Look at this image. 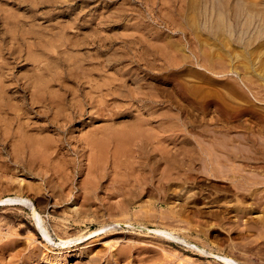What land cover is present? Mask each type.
Segmentation results:
<instances>
[{"label": "rangeland", "instance_id": "1", "mask_svg": "<svg viewBox=\"0 0 264 264\" xmlns=\"http://www.w3.org/2000/svg\"><path fill=\"white\" fill-rule=\"evenodd\" d=\"M207 2L208 0H0V73H2L0 74V86L2 87H0V200L20 198L18 202L0 204V264H88L89 259H93L95 262L98 260L94 264H226L216 258V255L232 259L236 264H264V228L262 227H259L260 229L253 228L246 233L240 231L242 225L238 229H224L214 225L209 228V233L207 231L208 236H204L197 234L199 228L195 225L198 223L197 225L202 228H208L209 224L215 222L214 220L208 219L206 225H201L205 219L193 217L189 220L188 225L162 226L157 221L149 223L140 219V215L150 209L148 207L155 208L156 211L166 209L162 200L159 201L162 197L158 194L160 197L157 195L155 197L154 194L152 197L150 196L151 198L145 197L147 202H143V207L133 204L128 216L108 215L107 208L109 204H114L115 200H103L104 189L105 187L112 189L118 183L117 177L111 175L110 168H107L109 167V158H107V164L105 163L103 166L107 173L106 178L101 180L103 185L92 188L86 198L88 199L86 203H83V198L81 199L79 196L84 193L79 188L87 187L84 185L85 182L83 183L88 178L86 164L92 161L95 167H100L95 162V151V153H90L86 150L82 153L81 141L83 138L97 133V135L146 133V135H163L162 137L175 136L178 138V143L167 146L172 150L175 148V151L179 147V141L184 137V141L189 142L190 140V144L192 143L191 145L185 143L188 147L194 146L203 152L194 150V148L193 151L197 153L199 151V154L207 151L208 154L211 152L218 156L223 155L226 150L239 153L240 147L243 146L244 155L248 157L250 153V162L248 161L247 165L234 160L237 162L233 161L232 165L236 167L246 165L245 168H248L247 171L245 169L246 172L264 173L262 170L264 169V160H262L264 157L262 158L260 153L255 155L256 151L255 153L246 151L248 146L245 147L244 143L237 140L227 144L220 139L221 133L243 136L245 132L246 137H251L252 140L254 138L253 141L257 148L264 144V118L261 117L264 116V82H260L259 86H253L251 90L253 93H251L248 90L249 87L244 86L245 83L240 81L242 75L239 71L241 70L238 71L237 67L239 66L240 69L243 62L239 63V59L236 57V54L247 49L252 40L255 41L254 29L256 28L254 26L253 31L251 29L252 35L250 34L249 37H238L237 30L235 33L233 32L236 36L234 37L236 39L231 38L234 42L232 49L235 57L231 58V63L237 69V74L230 68L221 69L223 60L213 58L211 54L217 52L216 55H219L220 53L217 45L212 44V41L217 36H222L220 26L223 23L219 14L212 18L209 17ZM262 34L264 35V33ZM234 45L239 48H235ZM249 45L252 46V44ZM102 49L103 51H101ZM106 52L107 54H105ZM114 58L120 59L115 61ZM2 59L3 61H1ZM150 62L153 66L149 65ZM214 62L215 64H213ZM258 62V60L255 61L256 64ZM131 66L135 68L136 74H134V70L131 72ZM186 67L188 70L190 68V71L185 70ZM217 67L218 69H216ZM125 69L129 70L128 73L131 72L130 75L126 74ZM89 71L91 72L87 74ZM153 73L157 75L154 76ZM135 76L138 79L142 77L141 81ZM200 76H204L203 79ZM131 79L133 81L137 79V84H134L135 82L133 83ZM222 79L236 81L239 91L245 93V99H239L238 102H242L241 104L248 107L247 111L242 113L244 116L240 113L234 118L228 119L218 106L203 107L198 104L200 101L198 98L189 100L185 94L186 88H193L200 92L213 90L214 87L217 88L218 80ZM138 85L141 87L137 89V92L135 89ZM181 86L183 87L181 88ZM62 93L63 95H61ZM117 94L118 96H116ZM146 95L150 97H146ZM109 97L112 99L108 100ZM145 97L150 104L145 101ZM151 98L153 101L155 99L154 103L150 101ZM50 100L55 105L49 104ZM153 104L156 108H153ZM141 106L144 107L141 108ZM72 107L74 112L76 111L75 113ZM137 107L140 109L138 110ZM200 107L201 109H199ZM115 108L117 109L115 110ZM78 111L80 114L77 113ZM204 111L207 114H202V117L201 112ZM131 116L132 118H130ZM252 119L256 122H253ZM143 121L145 122L143 123ZM138 125L140 126L138 127ZM169 125L171 126L169 127ZM218 127L222 131L220 129L218 131ZM234 127L237 128L234 129ZM257 140L258 142H256ZM55 141H60L59 147L55 146L57 145L54 143ZM260 147L264 149V145ZM56 148L60 149L56 150ZM251 148L253 150V147ZM220 149L223 150L220 151ZM108 157H110L109 154ZM30 164L34 165V170ZM196 167L198 166L196 165ZM58 168L62 169L63 173L59 172ZM253 170L255 171L253 172ZM195 177L194 181L203 182L189 184L194 199H196L193 204L196 206H191L193 211L198 206L201 211L205 212L210 209H222V204L232 203L231 193L237 190L228 184L230 183L228 179L204 177V174H197ZM48 180H51L50 183H47ZM232 189L234 191H231ZM221 192L222 194H220ZM220 195H223V198ZM217 197L223 200L218 201ZM40 199L43 201L42 204H38ZM200 202L202 203L200 204ZM246 202L250 204L253 199L247 198ZM30 204H33L39 214L50 240L43 237L33 217ZM193 207L196 208L193 209ZM260 210L257 209V212L247 215L249 218L246 217V219L254 222L260 221L257 219L261 216L264 217V210H261L263 213ZM246 219L243 218V220ZM162 227L168 231L171 230L173 236L178 238L168 240L155 234L154 230L162 229ZM101 228L103 229L99 230ZM183 240L186 243L182 242ZM66 242L68 243L64 244ZM85 252H88L89 255L78 256ZM120 254L123 255L120 256ZM32 256L36 261L32 259Z\"/></svg>", "mask_w": 264, "mask_h": 264}, {"label": "bare ground", "instance_id": "2", "mask_svg": "<svg viewBox=\"0 0 264 264\" xmlns=\"http://www.w3.org/2000/svg\"><path fill=\"white\" fill-rule=\"evenodd\" d=\"M264 0H208L207 2V13L209 15L210 18H212L213 16H215L216 14H219L221 21H222V25L220 26V29L222 30V36L219 37L217 36L214 41H212V44H214L215 46L217 45L218 47V51L220 50L219 55L216 54L213 56L211 53V56L213 58H217L222 59L223 62L221 63V69H226V68H230L233 72H235L237 74V69L235 67L232 66V59L235 57L233 53V49H232V44L234 42H232L231 38L236 37L235 36V32L237 30V36H244V37H249V35L251 34V29H254V35H255V41L252 40L251 43L252 44L249 45L247 49H244L243 51L239 52L238 54H236V57H238L239 59V63L240 61H242L243 63L240 66L237 67L238 71L241 73V78L240 81L244 82L245 85L244 86H248L246 88H248V90L251 92L252 87L253 86H257L260 82H264V35L262 33H264ZM256 22V23H255ZM258 23V24H257ZM257 24V25H256ZM220 25V24H219ZM238 28V29H237ZM220 30V31H221ZM239 31V33H238ZM253 31V29H252ZM260 31V33H258ZM234 32V33H233ZM220 33V32H219ZM234 34V35H233ZM252 35V34H251ZM23 38V37H22ZM252 38V37H251ZM254 38V37H253ZM236 39V38H234ZM9 40H11L9 38ZM247 40V39H246ZM31 41V40H30ZM159 41V40H158ZM161 41V40H160ZM235 41V40H234ZM237 41V40H236ZM249 41V39H248ZM157 42V41H156ZM75 43V42H74ZM159 44V42H157ZM161 43V42H160ZM163 43V42H162ZM166 43V42H164ZM28 44V42H27ZM46 44V43H45ZM103 44V43H102ZM105 44V43H104ZM109 44V43H108ZM154 44V43H153ZM236 44V43H235ZM247 44V43H246ZM98 45V44H97ZM130 45V44H129ZM208 45V44H207ZM237 45V44H236ZM234 45V47L236 46ZM69 46V45H68ZM102 46V45H101ZM124 46V45H123ZM173 46V44H172ZM176 46V44H175ZM29 47V46H28ZM126 47V46H125ZM124 47V48H125ZM164 47V46H163ZM162 47V48H163ZM166 47V46H165ZM169 47V46H168ZM209 47V46H206ZM213 47V46H212ZM233 47V48H234ZM45 48V47H44ZM108 48V47H106ZM110 48V47H109ZM170 48V47H169ZM211 48V47H210ZM216 48V47H214ZM235 48H239V47H235ZM244 48V46H243ZM42 49V48H41ZM144 49V48H143ZM142 49V50H143ZM241 49V48H240ZM18 50V49H17ZM27 50V49H26ZM45 50V49H44ZM109 50V49H108ZM112 50V48H111ZM150 50V49H149ZM166 50V49H165ZM173 50V48H172ZM207 50V49H206ZM209 50V49H208ZM215 51H217L216 49H214ZM30 51V50H29ZM40 51V50H39ZM43 51V50H41ZM103 51V49L101 50ZM105 51V50H104ZM107 51V50H106ZM162 51V50H160ZM213 51V50H212ZM235 51V50H234ZM17 52V51H16ZM27 52V51H26ZM110 52V51H109ZM149 52V51H148ZM153 52V50H152ZM174 52V51H173ZM211 52V51H210ZM18 53V52H17ZM104 53V52H103ZM102 53V55H103ZM155 53V52H154ZM167 53V52H166ZM172 53V52H171ZM30 54V53H28ZM101 54V53H100ZM107 54V52L105 53ZM150 54V53H149ZM202 54V53H201ZM222 54V55H221ZM224 54V56H223ZM109 55V54H108ZM155 55V54H154ZM167 55V54H166ZM208 55V54H207ZM10 56V55H9ZM8 56V57H9ZM15 56V55H14ZM104 56V55H103ZM102 56V57H103ZM210 56V55H209ZM224 58H223V57ZM155 57V56H154ZM158 57V56H156ZM166 57V56H165ZM3 58V57H2ZM5 58V57H4ZM12 58V57H10ZM21 58V57H20ZM111 58V57H110ZM199 58V57H198ZM212 58V59H213ZM232 58V59H231ZM15 59V58H13ZM35 59V58H33ZM103 59V58H102ZM115 59V58H114ZM113 59V60H114ZM120 59V58H118ZM118 59H115L118 60ZM182 59V58H181ZM226 59V60H225ZM154 60V59H153ZM152 60V61H153ZM160 60V59H159ZM259 61L258 64L255 63V61ZM3 61V59L1 60ZM39 61V60H38ZM133 61V60H132ZM151 61V60H150ZM157 61V60H155ZM162 61V60H161ZM211 61V59H210ZM225 61V62H224ZM105 62V61H104ZM111 62V61H110ZM146 62V61H145ZM4 63V62H3ZM6 63V62H5ZM30 63V62H29ZM117 63V62H116ZM131 63V62H130ZM133 63V62H132ZM147 63V62H146ZM154 63V61H153ZM203 63V62H202ZM234 63V62H233ZM34 64V63H33ZM96 64V63H94ZM98 64V63H97ZM105 64V63H103ZM135 64V63H134ZM156 64V63H155ZM164 64V63H163ZM209 64V63H208ZM215 64V62L213 63ZM236 64V63H235ZM92 65V64H90ZM116 65V64H114ZM121 65V64H120ZM119 65V66H120ZM149 65L153 64L150 62ZM219 65V63H218ZM82 66V65H81ZM84 66V65H83ZM128 66V65H127ZM134 66V65H133ZM155 66V65H154ZM162 66V65H161ZM160 66V67H161ZM34 67V66H32ZM89 67V66H88ZM118 67V66H115ZM126 68V66H124ZM123 67V68H124ZM132 67V66H131ZM137 69V66H135ZM139 67V66H138ZM145 67V66H144ZM158 67V66H157ZM188 67V66H187ZM186 67V68H187ZM190 67V66H189ZM35 68V67H34ZM38 68V67H37ZM41 68V67H40ZM109 68V67H108ZM107 68V69H108ZM122 68V69H123ZM130 68V67H129ZM128 68V69H129ZM134 68V67H132ZM131 69V72H133L134 69ZM141 68V67H140ZM147 68V66H146ZM149 68V67H148ZM152 68V67H151ZM182 68V67H181ZM215 68V67H214ZM100 69V67H99ZM120 69V68H119ZM127 69V70H128ZM129 69V70H130ZM155 69V68H154ZM161 69V68H160ZM163 69V68H162ZM167 69V68H166ZM192 69V68H191ZM218 69V67L216 68ZM121 70V69H120ZM119 70V71H120ZM128 70V71H129ZM138 70V69H137ZM142 70V69H141ZM157 70V69H156ZM172 70V69H171ZM174 70V69H173ZM185 70H188L185 69ZM206 70V69H205ZM208 70V69H207ZM214 70V69H213ZM36 71V70H35ZM106 71V70H105ZM126 71V69H125ZM128 71H126L125 73L128 75ZM144 71V70H143ZM155 71V70H154ZM161 71V70H160ZM164 71V70H163ZM190 71V68L189 70ZM212 71V70H211ZM223 71V70H222ZM231 71V72H232ZM91 71H89L87 74H89ZM124 72V70H123ZM148 72V71H147ZM146 72V73H147ZM159 72V71H158ZM185 72V71H184ZM187 72V71H186ZM199 72V71H198ZM121 73V72H120ZM165 73V72H164ZM168 73V72H167ZM174 73V72H172ZM179 73V72H177ZM200 73V72H199ZM203 73V72H202ZM213 73V72H212ZM2 74V73H0ZM5 74V72H4ZM7 74V73H6ZM119 74V73H117ZM125 74V75H126ZM136 74V71L135 73ZM150 74V73H149ZM152 74V72H151ZM162 74V73H161ZM171 74V73H170ZM180 74V73H179ZM178 74V75H179ZM186 74V73H185ZM191 74V73H189ZM188 74V75H189ZM218 74V73H216ZM226 74V73H225ZM38 75V74H36ZM35 75V76H36ZM95 75V74H94ZM116 75V74H115ZM126 75V76H127ZM130 75V74H129ZM154 76H156L153 73ZM163 75V74H162ZM182 75V74H181ZM184 75V74H183ZM187 75V74H186ZM192 75V74H191ZM203 75V74H202ZM77 76V75H76ZM100 76V75H99ZM104 76V75H103ZM120 76V75H119ZM124 76V77H126ZM159 76V75H158ZM157 76V77H158ZM172 76V75H171ZM169 76V77H171ZM195 76V75H194ZM197 76L199 77L198 73ZM41 77V76H40ZM97 77V76H96ZM118 77V76H117ZM122 77V76H121ZM132 77V76H131ZM136 77V76H135ZM179 77V76H178ZM202 76H200L201 78ZM204 77V76H203ZM202 77V79H203ZM238 77V76H237ZM27 78V77H26ZM31 78V77H30ZM35 78V77H34ZM33 78V80H35ZM65 78V77H64ZM67 78V77H66ZM114 78V77H113ZM127 78V77H126ZM133 78V77H132ZM137 78V77H136ZM176 78V77H174ZM174 78H172L174 80ZM197 78V77H195ZM207 79L210 80V78L206 77ZM129 79V78H128ZM134 79V78H133ZM133 79H131L133 81ZM138 79V78H137ZM136 79V80H137ZM142 79V77L140 78ZM138 79V80H140ZM144 79V78H143ZM217 79V78H216ZM39 80V79H38ZM100 80V79H99ZM98 80V81H99ZM120 80V79H118ZM125 81V79H123ZM133 81L134 84H137V82ZM184 80V79H183ZM206 80V79H204ZM237 80V79H236ZM239 80V79H238ZM2 81V80H1ZM6 81V80H5ZM68 81V80H67ZM113 81V80H111ZM127 81V79H126ZM141 81V80H140ZM139 81V83H140ZM177 81V80H175ZM213 81V79H212ZM27 82V81H26ZM30 82V81H29ZM63 82V81H62ZM117 82V80H116ZM143 82V80H142ZM145 82V81H144ZM170 82V81H169ZM208 82V81H205ZM216 82V81H215ZM40 83V82H39ZM77 83V82H76ZM79 83V82H78ZM114 83V82H113ZM126 83V82H124ZM147 83V82H146ZM153 83V82H152ZM176 83V82H175ZM199 83V82H198ZM197 83V84H198ZM24 84V82H23ZM37 84V83H36ZM82 84V83H81ZM85 83L83 82V85ZM90 84V83H89ZM109 84V83H108ZM122 84V83H121ZM120 84V85H121ZM132 85V83H130ZM172 84V83H171ZM181 84V83H180ZM207 84V83H206ZM210 84V83H208ZM213 84V83H212ZM262 84V83H261ZM65 85V84H64ZM107 85V84H106ZM110 85V84H109ZM107 85V86H109ZM117 85V84H116ZM142 85V84H141ZM144 85V83H143ZM175 85V84H174ZM185 85V84H184ZM201 85V84H200ZM214 85V84H213ZM212 85V86H213ZM217 88L214 87L213 90H207L204 92H200L197 91L193 88H186L185 89V94L187 95V97H189L193 100V99H199V103L203 105V107H208L212 105H216L218 106V108L221 110V112L224 113L225 116L228 117V119H232L234 118L237 114H242L243 112L247 111L246 105L241 104L242 102H239V99H245V93L242 91H239L238 86L236 84V81H229V79L226 81L222 80H218L217 82ZM81 86V85H80ZM114 86V85H113ZM127 86V85H126ZM136 87V85H134ZM146 86V84H145ZM150 86V85H149ZM166 86V85H165ZM169 86V85H168ZM172 86V85H170ZM180 86V85H179ZM186 86V85H185ZM190 86V85H189ZM199 86V85H197ZM208 86V85H207ZM216 86V83H215ZM259 86V85H258ZM1 87V86H0ZM92 87V86H91ZM98 87V86H97ZM95 87V88H97ZM111 87V86H110ZM130 87V86H129ZM141 87V86H140ZM139 85L138 87L135 89V91L137 89L140 88ZM147 87V86H146ZM173 87V86H172ZM183 86H181L182 88ZM202 87V86H200ZM2 88V87H1ZM0 88V90H1ZM66 88V87H64ZM87 88V87H86ZM107 88V87H106ZM109 88V87H108ZM122 88V87H121ZM157 88V87H156ZM155 88V89H156ZM20 89V88H19ZM62 89V88H60ZM78 89V88H77ZM83 89V88H82ZM111 89V88H110ZM116 89V88H115ZM144 89V88H143ZM147 89V88H146ZM145 89V91H146ZM154 89V87H153ZM169 89H171L169 87ZM180 89V88H179ZM202 89V88H201ZM208 89V88H207ZM68 90V89H67ZM107 90V89H106ZM121 90V89H120ZM128 90V89H127ZM125 90V91H127ZM173 90V89H172ZM199 90V89H198ZM64 91V90H63ZM70 91V90H69ZM74 91V90H73ZM79 91V90H78ZM100 91V90H99ZM112 91V90H109ZM124 91V90H122ZM134 91V90H133ZM155 91V90H154ZM203 91V90H202ZM88 92V91H87ZM104 92V91H103ZM116 92V90H115ZM120 92V91H119ZM118 92V93H119ZM138 92V90H137ZM143 92V91H142ZM140 92V93H142ZM148 92V91H146ZM4 93V92H3ZM48 93V92H47ZM72 93V92H71ZM78 93V92H77ZM98 93V92H97ZM101 93V92H100ZM109 93V92H108ZM136 93V92H134ZM144 93V92H143ZM151 93V92H150ZM149 93V94H150ZM253 93V92H251ZM41 94V93H40ZM67 94V93H66ZM70 94V93H68ZM73 94V93H72ZM75 94V93H74ZM110 94V93H109ZM139 94V93H138ZM59 95V94H58ZM63 95V93L61 94ZM86 95V94H85ZM108 95V94H107ZM126 95V93H125ZM140 95V94H139ZM152 95V94H151ZM168 95V94H167ZM34 96V95H33ZM41 96V95H40ZM52 96V95H51ZM74 96V95H73ZM94 96V94H93ZM102 96V95H101ZM115 96V94H114ZM118 96V94L116 95ZM124 96V95H123ZM128 96V95H127ZM134 96V94H133ZM138 96V95H135ZM143 96V95H142ZM175 96V95H174ZM78 97V96H77ZM141 97V96H139ZM146 97H150L149 95ZM145 97V101H147ZM171 97V96H170ZM44 98V97H43ZM66 98V97H65ZM64 98V101H65ZM80 98V97H79ZM85 98V97H84ZM108 98V97H106ZM111 97H109L108 100H110ZM116 98V97H115ZM130 98V97H129ZM127 98V99H129ZM144 98V97H141ZM169 98V96H168ZM34 99V98H33ZM62 99V98H61ZM81 99V98H80ZM105 99V98H103ZM112 99V98H111ZM119 99V98H118ZM131 99V98H130ZM133 99V98H132ZM138 99V98H135ZM187 99V98H186ZM260 99V98H259ZM35 100V99H34ZM39 100V99H37ZM55 100V99H54ZM53 100V101H54ZM106 100V101H108ZM114 100V99H113ZM166 100V97L164 95V102ZM41 101V100H40ZM89 101V100H88ZM115 101V100H114ZM113 101V102H114ZM127 101V100H126ZM151 102L154 103V101L152 100V98L150 99ZM177 101V100H176ZM184 101V100H183ZM195 101V100H194ZM198 101V100H197ZM37 102V101H36ZM56 102V101H55ZM60 102V101H59ZM74 102V101H73ZM84 102V101H83ZM123 102V101H122ZM135 102V101H134ZM137 102V101H136ZM135 102V103H136ZM139 102V100H138ZM141 102H143L141 100ZM159 102V101H158ZM175 102V101H174ZM182 102V101H181ZM186 102V101H184ZM45 103V102H44ZM106 103V102H105ZM129 103V102H128ZM147 103L150 104L149 101H147ZM170 104V102H168ZM246 103V102H245ZM49 104H54L51 102V100L49 101ZM58 104V103H57ZM79 104V103H78ZM94 104V103H93ZM116 104V103H115ZM134 104V103H133ZM144 104V102H143ZM146 104V103H145ZM152 104V103H151ZM161 104V103H159ZM177 104V103H176ZM183 104V103H181ZM55 105V104H54ZM72 105V104H71ZM80 105V104H79ZM89 105V104H88ZM104 105V104H103ZM113 105V104H112ZM129 105V104H128ZM139 105V104H138ZM171 105V104H170ZM186 105V104H185ZM189 105V104H188ZM70 106V105H69ZM91 106V105H90ZM119 106V105H118ZM140 106V105H139ZM138 106V107H139ZM146 106V105H144ZM143 106V107H144ZM149 106V105H148ZM153 108L156 106H154V104L152 105ZM193 106V105H192ZM50 107V106H49ZM61 107V106H60ZM68 107V106H67ZM66 107V108H67ZM92 107V106H91ZM97 107V106H96ZM95 107V108H96ZM121 107V106H120ZM137 109L139 110L140 108ZM141 106V108H143ZM169 107V106H168ZM167 107V109H168ZM187 107V106H186ZM190 107V106H189ZM255 107V106H254ZM178 108V107H177ZM194 108V107H193ZM196 108V106H195ZM198 108V107H197ZM2 109V108H1ZM49 109V108H48ZM62 109V108H61ZM73 109V107H72ZM108 109V108H107ZM110 109V108H109ZM117 108H115L116 110ZM119 109V108H118ZM125 109V108H124ZM130 109V108H129ZM135 109V108H134ZM162 109V108H161ZM185 109V108H184ZM191 109V108H189ZM201 109V107L199 108ZM211 109V108H210ZM209 109V110H210ZM71 110V109H70ZM91 110V109H90ZM98 110V109H97ZM100 110V109H99ZM113 110V111H115ZM121 110V109H120ZM143 110V109H142ZM141 110V111H142ZM146 110V108H145ZM144 110V111H145ZM157 110V109H156ZM169 110V109H168ZM194 110V109H192ZM191 110V111H192ZM218 110V109H217ZM60 111V110H59ZM123 112V110H121ZM128 111V110H127ZM140 111V112H141ZM150 111V110H147ZM190 111V112H191ZM251 111H253L251 109ZM257 111V109H256ZM261 111V110H260ZM70 112V111H69ZM74 112V109H73ZM72 112V114H73ZM76 112V111H75ZM74 112V113H75ZM154 112V111H153ZM157 112V111H156ZM205 112V111H204ZM201 112V116L202 114H207ZM258 112V111H257ZM7 113V112H6ZM77 113L80 114V111H78ZM114 113V112H113ZM128 113V112H127ZM138 113V112H137ZM150 113V112H149ZM160 113V112H159ZM158 113V114H159ZM192 113V112H191ZM252 113V112H251ZM263 113V112H261ZM258 113V114H261ZM8 114V113H7ZM130 114V112H129ZM146 114V113H144ZM152 114V111H151ZM255 114V113H254ZM257 114V113H256ZM165 115V114H164ZM166 115H168L166 113ZM220 115V114H219ZM222 115V113H221ZM244 116V114H242ZM241 115V116H242ZM250 115V114H249ZM72 116V115H71ZM80 116V115H79ZM108 116V115H106ZM141 116V115H140ZM151 116V115H150ZM148 116V117H150ZM158 116V115H156ZM192 116V115H191ZM223 116V115H222ZM252 116V115H250ZM259 116V115H258ZM53 117V116H52ZM68 117V116H67ZM110 117V116H109ZM147 117V116H146ZM147 117V118H148ZM152 117V116H151ZM150 117V118H151ZM154 117V116H153ZM152 117V118H153ZM166 117V116H165ZM168 117V116H167ZM172 117V116H171ZM203 117V116H202ZM221 117V116H220ZM224 117V116H223ZM249 117V116H248ZM255 117V116H254ZM261 117L264 118V116L262 115ZM19 118V117H18ZM74 118V117H72ZM71 118V119H72ZM132 118V116L130 117ZM225 118V117H224ZM104 119V118H103ZM110 119V118H109ZM143 119V117H142ZM155 119V117H154ZM162 119V118H161ZM160 119V120H161ZM223 119V118H221ZM141 120V119H140ZM151 120V119H150ZM149 120V121H150ZM166 120H168L166 118ZM164 120V121H166ZM170 120H172L170 118ZM169 120V121H170ZM227 120V119H226ZM242 120V119H241ZM263 120V119H261ZM130 121V120H129ZM134 121V119H133ZM138 121V120H137ZM148 121V122H149ZM159 121V119L157 120V122ZM228 121V120H227ZM237 121V120H236ZM253 121V119H252ZM256 122V120H254ZM253 121V122H254ZM111 122V121H109ZM145 121H143L144 123ZM151 122V121H150ZM149 122V123H150ZM154 122V121H153ZM161 122V121H160ZM168 122V121H167ZM173 122V120H172ZM238 122V121H237ZM242 122V121H241ZM260 122V121H259ZM240 123V122H239ZM243 123V122H242ZM258 123V122H257ZM165 124H167L165 122ZM175 126V123H173ZM171 124V125H173ZM237 124V123H236ZM261 124V123H258ZM113 125V124H112ZM119 125V124H118ZM151 125V124H150ZM169 125V127L171 126ZM243 125V124H242ZM250 125V124H249ZM263 125V124H262ZM105 126V125H104ZM124 126V125H123ZM140 125H138L139 127ZM149 126V125H148ZM155 126V125H154ZM166 126V125H165ZM223 126V125H222ZM222 126H219L220 128ZM225 126V125H224ZM231 126V125H230ZM234 126V125H233ZM239 126V125H238ZM258 126V125H256ZM260 126V125H259ZM118 127V126H117ZM125 127V126H124ZM151 127V126H150ZM157 127H161V126H157ZM168 127V126H167ZM173 127V126H172ZM209 127V125H208ZM218 127V131L219 128ZM242 127V126H241ZM245 127V124H244ZM242 127V128H244ZM253 127V126H252ZM251 127V128H252ZM106 128V127H105ZM144 128V127H142ZM162 128V127H161ZM217 128V127H216ZM231 128V127H230ZM237 127H234V129ZM241 128V130H242ZM260 128V127H259ZM264 128V127H263ZM138 129V128H137ZM152 129V128H151ZM154 129V128H153ZM164 129V128H163ZM169 129V128H168ZM171 129V128H170ZM175 129V128H174ZM215 129V128H214ZM223 129V128H222ZM254 129V128H253ZM261 129V128H260ZM100 130V128H99ZM107 130V129H106ZM105 130V131H106ZM159 130V128H158ZM172 130V129H171ZM213 130V129H212ZM258 130V129H257ZM137 131V130H136ZM152 131V130H151ZM165 131V130H164ZM167 131V130H166ZM169 131V130H168ZM220 131H222L220 129ZM226 131V130H225ZM223 131V132H225ZM236 131V130H235ZM247 131V130H246ZM252 131V130H251ZM254 131V130H253ZM264 131V129H263ZM262 131V132H263ZM109 132V131H108ZM123 132V131H122ZM146 132V131H145ZM203 132V131H202ZM215 132V131H214ZM212 132V133H214ZM227 132V131H226ZM229 132V131H228ZM238 132V131H237ZM257 132V131H256ZM259 132V131H258ZM102 133V132H101ZM120 133V132H119ZM155 133V132H154ZM159 133V131H158ZM230 133V132H229ZM236 133V132H234ZM241 133V132H240ZM20 134V133H19ZM98 134V133H97ZM97 134H91L89 136H87V138H83L81 141V151L82 153L85 152L86 150H88L90 153H93L94 151L96 152V157H95V162L96 164H98L100 167V169L98 167H95L94 163L92 161H89L88 164H86V176L88 177L87 179H85L83 181L84 185L87 186L84 189L79 188L81 191H83L84 193L80 196V198L84 200L83 203H86L88 199L87 196H89V192L92 190V188L94 186H102L103 183L101 180L105 179L107 176L106 168H103V166L105 165L106 162H108L109 158V167L110 168V173L111 175L117 177L118 183H116V185L111 189L106 188L105 187V195L103 197V200H115V203L110 205L107 208V214L112 216L115 215L116 216H128L130 214V209L132 207L133 204H139L137 206H141L143 207L144 205L143 202H145L146 200L144 199L145 197H149L151 198L152 195L154 194L155 197L156 195H160L162 198L159 199L162 200V204H164L166 206V209L164 210H159L156 211L155 208L152 209V207H148L149 210L143 212L142 215H140V219H144L145 222H149V223H153L155 221H157L158 224L162 225V226H180L182 224H189V220H191L193 217H203L205 220L201 225H206V222L209 220H214L215 222L212 224L208 225V228L204 227L202 228L199 225H195L196 227L199 228V230L197 231V234H203L204 236H208L207 235V231L209 230L210 227H213L214 225H218L219 227H222L224 229H238L239 226H243L241 228L240 231H244V232H250L251 230H253V228H259L262 227L264 228V217L261 216L259 217L260 221H253L249 219V216L252 212L254 213L257 209L259 211V209H261L262 211L264 210V206H263V197H264V173L261 174H256V173H252V172H246L247 169L245 168L246 165H243L242 167H236L233 164L234 160H237L238 162L240 161L241 163L247 164L249 163L251 156L250 153L245 156L244 155V151L245 149H242V147H240V152L236 153L234 151H230V150H226L223 155H214V153L211 154V152L208 154L207 151L205 153H201L199 154V151H201L198 148H194V146L188 147L187 145L190 144V140L189 142L184 141V137L179 141V147L178 149L175 151L174 149H170L167 148V146L169 144L175 145L178 140V138L174 137H162L160 135H146L145 134H141V133H135V134H107V135H97ZM103 134V133H102ZM157 134V133H156ZM219 134V133H218ZM222 136L220 139L224 140L225 142H227V144L229 142H233V140H237L241 143H244V146H248L247 150L248 152H253L256 154L262 155V158L264 157V149L261 148L260 146L264 145H260L258 148L256 147V144L254 143L255 141L254 138L253 140L251 139V137H246L245 132L243 133V136H231L229 134H223L221 133ZM253 134V133H252ZM262 134V133H259ZM171 135V133H170ZM251 135V134H249ZM31 137V135H30ZM33 138V137H32ZM35 138V137H34ZM180 138V137H179ZM6 140V139H5ZM263 140V139H262ZM1 141V140H0ZM204 141V140H203ZM3 142V141H2ZM7 142V141H6ZM197 142V141H196ZM217 142V141H216ZM224 142V143H225ZM258 142V140L256 141ZM262 142V141H261ZM1 143V142H0ZM49 143V141H48ZM55 144L57 143V147H59L60 141H55ZM189 143V144H186ZM202 143V142H201ZM234 143V142H233ZM5 144V143H4ZM29 144V143H28ZM38 144V142H37ZM44 144V143H43ZM51 144V143H50ZM192 144V143H191ZM190 144V145H191ZM199 144V143H198ZM219 144V143H218ZM258 144V143H257ZM7 145V143H6ZM46 145V144H45ZM232 145V144H231ZM239 145V144H238ZM47 146V145H46ZM54 146V145H53ZM52 146V147H53ZM200 146V145H199ZM198 146V147H199ZM218 146V145H217ZM224 146V145H222ZM227 146V145H225ZM240 146V145H239ZM2 147V146H1ZM244 147V148H245ZM253 147V150L252 148ZM18 148V147H17ZM36 148V147H35ZM49 148V147H48ZM190 148V149H189ZM197 149L199 150L198 153L193 151ZM202 148V147H200ZM217 148V147H216ZM230 148V147H229ZM233 148V146H232ZM44 149V148H43ZM47 149V148H46ZM60 149V148H59ZM58 148H56V150H59ZM203 149V148H202ZM205 149V148H204ZM203 149V150H204ZM207 149V148H206ZM218 149V148H217ZM16 150V149H15ZM20 150V149H19ZM32 150V149H30ZM55 150V151H56ZM223 150V149H222ZM220 149V151H222ZM215 151V150H213ZM231 153H230V152ZM239 151V150H238ZM237 151V152H238ZM53 152V151H51ZM94 152V153H95ZM203 152V151H201ZM216 152V151H215ZM247 152V153H248ZM220 153V152H218ZM49 154V153H48ZM59 154V153H58ZM98 154V157H97ZM108 154L110 155V157H108ZM243 154V155H242ZM246 154V153H245ZM36 155V154H35ZM55 155V154H53ZM57 156V155H56ZM55 156V157H56ZM95 156V155H94ZM223 156V158H222ZM39 157V156H38ZM257 157V156H256ZM54 158V156H53ZM49 159V158H48ZM52 159V158H51ZM88 159V158H87ZM91 159V158H90ZM15 160V159H14ZM20 160V159H19ZM58 160V159H57ZM92 160V159H91ZM254 160V158H253ZM253 160L251 161L253 163ZM257 160V159H256ZM261 160V159H260ZM264 160V158L262 159ZM17 161V160H15ZM30 161V160H29ZM66 161V160H65ZM105 161V162H104ZM234 161V162H237ZM249 161V162H248ZM14 162V161H13ZM64 162V161H63ZM257 162V161H256ZM29 163V162H28ZM35 163V162H34ZM46 163V162H45ZM60 163V162H59ZM65 163V162H64ZM93 163V164H92ZM259 163V162H258ZM263 163V161H262ZM27 164V163H26ZM40 164V163H39ZM38 164V165H39ZM44 164V163H43ZM62 164V163H61ZM107 164V163H106ZM239 164V163H238ZM251 164V163H250ZM255 164V162H254ZM257 164V163H256ZM28 165V164H27ZM47 165V164H45ZM196 165L198 167H196ZM248 165V164H247ZM29 166V165H28ZM30 166H32L33 169V164ZM258 166V165H257ZM42 167V166H41ZM251 167V166H250ZM261 167V166H260ZM25 168V167H24ZM45 168V167H44ZM255 168V167H254ZM31 169V167H30ZM29 169V170H30ZM42 169V168H41ZM50 169V168H48ZM246 169V171H245ZM253 169V168H252ZM34 170V169H33ZM47 170V169H46ZM251 170V169H250ZM264 170V169H262ZM35 171H36V165H35ZM34 171V172H35ZM44 171V170H43ZM59 172L63 173V170L58 168ZM249 171V170H248ZM255 170H253L254 172ZM38 172V171H37ZM41 172V171H40ZM32 173V171H31ZM43 173V172H42ZM45 173V171H44ZM43 173V174H44ZM47 174V173H46ZM197 174H204V177H213V178H226L230 181V185L233 186V188H235L237 191H235L234 193H231L232 199L233 201H231L232 203H224L222 204V209L221 208H217L214 210L210 211H201L199 209V206L195 209L193 207V209H195L194 211L192 210L191 206H196L193 205L196 202V199H194V194L191 191V186H189V184L192 183H196L195 180V175ZM46 176V175H45ZM201 176V175H200ZM203 176V175H202ZM201 176V177H202ZM50 177V176H49ZM199 178V177H197ZM200 179V178H199ZM207 179V178H206ZM202 180V179H201ZM51 180H48L47 183H50ZM205 181V180H204ZM203 181L199 182L202 183ZM198 183V182H197ZM198 183V184H199ZM207 183V182H206ZM227 184V183H226ZM114 185V183H113ZM196 185V184H194ZM203 185V184H200ZM89 186V187H88ZM199 186V185H197ZM108 187V186H107ZM207 187V186H206ZM221 187V186H220ZM197 188V187H196ZM205 188V187H204ZM202 188V189H204ZM223 188V187H222ZM225 188V187H224ZM97 189V188H96ZM199 189V188H198ZM207 189V188H206ZM205 189V190H206ZM209 189V188H208ZM212 189V188H211ZM23 190V189H22ZM203 190V191H205ZM214 190V189H213ZM110 191V193H109ZM200 191V190H198ZM202 191V192H203ZM216 191V190H215ZM225 191V190H223ZM229 191V190H228ZM231 191H234L233 189ZM57 192V191H56ZM192 192V193H191ZM218 192V191H217ZM227 192V191H226ZM58 193V192H57ZM156 193V194H155ZM195 193V192H194ZM219 193V192H218ZM229 193V192H228ZM216 195V193H214ZM222 194V192L220 193ZM157 195V196H158ZM227 195V194H225ZM229 195V194H228ZM151 196V197H150ZM158 196V197H160ZM221 197L223 195H220ZM153 196V198H155ZM216 197V196H214ZM229 197V196H228ZM228 197H225L226 199H228ZM79 198V199H80ZM197 198V197H196ZM199 198V197H198ZM223 198V197H222ZM247 198H251L253 199V202L250 204H247L246 200ZM76 199V198H75ZM230 198V200H232ZM82 200V201H83ZM151 202V199H149ZM154 200V199H153ZM156 200V198H155ZM154 200V201H155ZM217 200H223V199H218ZM249 200V199H248ZM264 200V199H263ZM20 201V198H8L5 200H0V204H4V203H13V202H18ZM39 203L38 204H42V200H38ZM215 201V200H214ZM30 202V201H28ZM79 202V201H78ZM112 202V201H111ZM147 202V201H146ZM145 202V203H146ZM149 202L147 203V205L149 204ZM211 202V201H210ZM250 202V200H249ZM82 203V202H81ZM158 203V202H157ZM156 203V204H157ZM202 202H200L201 204ZM209 203V202H208ZM173 204V205H172ZM204 206L206 205L205 202L203 203ZM220 204V203H219ZM84 205V204H83ZM96 205V204H95ZM212 205V204H211ZM216 205V204H215ZM221 205V204H220ZM31 208H32V213H33V217L36 221V224L39 226V229L43 235V237L46 240H50L48 233L46 232V229L44 228V226L41 223V219L39 214L37 213L35 207L33 206V204H30ZM88 206V205H87ZM107 206V205H106ZM154 206V204H153ZM201 206V205H200ZM156 207V206H155ZM208 207V206H207ZM212 207V206H210ZM104 208H106L104 206ZM205 208V207H204ZM214 208V207H213ZM209 209V207H208ZM90 210V209H89ZM205 210V209H204ZM260 210V211H261ZM261 211V213H263ZM257 212V211H256ZM139 213V212H138ZM91 214V213H90ZM256 214V213H255ZM246 217H248L246 219ZM243 218H245L246 220H243ZM200 220V219H199ZM203 220V219H202ZM240 220H243L240 222ZM143 221V220H140ZM198 221V220H197ZM262 222V223H260ZM208 223V222H207ZM241 223V224H240ZM111 226V225H110ZM128 227V226H127ZM185 227V226H184ZM221 228V229H222ZM103 228L99 229L102 230ZM154 229V228H153ZM183 229V228H182ZM240 229V228H239ZM260 229V228H259ZM190 230V229H189ZM239 231V232H240ZM155 234H158V236L168 239V240H174L177 239L178 237H174L173 236V232L171 230H167L165 228L162 227V229H155L154 230ZM228 232V231H227ZM26 233H28V231H26ZM209 233V231H208ZM241 233V232H240ZM264 233V232H263ZM178 235V234H177ZM81 237V236H80ZM185 238V236H183ZM79 238V237H78ZM182 242L186 243L185 240H183ZM68 242L64 243L67 244ZM67 251V250H66ZM75 251V250H73ZM77 251V250H76ZM119 251V250H118ZM139 251V250H138ZM161 251V250H160ZM204 251V250H203ZM207 251V250H206ZM78 252V251H77ZM80 252V251H79ZM84 252V251H83ZM121 253V252H119ZM128 253V252H127ZM205 253V252H204ZM76 254V253H75ZM74 254V255H75ZM78 254V253H77ZM76 254V255H77ZM89 255L88 252L82 253L81 255L79 254L78 256L82 257L83 255ZM164 254V253H163ZM211 254V253H210ZM32 255V254H31ZM70 255V254H69ZM123 254H120V256ZM140 255V254H139ZM213 256H215V254H212ZM35 256V255H34ZM37 257V256H36ZM170 257V256H169ZM35 258V257H34ZM55 258V257H54ZM67 258V257H66ZM79 258V257H78ZM89 258V257H88ZM97 258V257H96ZM216 258L220 259V261L226 263V264H236L234 260L232 259H228L226 257L223 256H219L216 255ZM33 259V256H32ZM47 259V258H46ZM45 259V260H46ZM35 260V259H33ZM48 260V259H47ZM51 260V259H50ZM55 260V259H54ZM53 260V262H54ZM29 261V260H28ZM31 261V260H30ZM36 261V260H35ZM98 261V260H97ZM96 261V262H97ZM41 262V261H40ZM49 262V261H47ZM88 264H94V260L89 259ZM95 262V263H96ZM34 263V262H33ZM44 263V262H43ZM46 264V263H45ZM51 264V263H50ZM56 264V263H55Z\"/></svg>", "mask_w": 264, "mask_h": 264}]
</instances>
